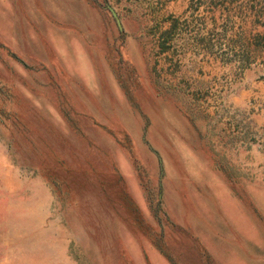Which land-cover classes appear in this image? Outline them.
I'll use <instances>...</instances> for the list:
<instances>
[{
  "label": "rangeland",
  "instance_id": "1",
  "mask_svg": "<svg viewBox=\"0 0 264 264\" xmlns=\"http://www.w3.org/2000/svg\"><path fill=\"white\" fill-rule=\"evenodd\" d=\"M0 264H264V0H0Z\"/></svg>",
  "mask_w": 264,
  "mask_h": 264
},
{
  "label": "water",
  "instance_id": "2",
  "mask_svg": "<svg viewBox=\"0 0 264 264\" xmlns=\"http://www.w3.org/2000/svg\"><path fill=\"white\" fill-rule=\"evenodd\" d=\"M108 8H109L112 16L114 17L116 24L119 26L118 19H117V16H116L114 10L111 7H108Z\"/></svg>",
  "mask_w": 264,
  "mask_h": 264
}]
</instances>
